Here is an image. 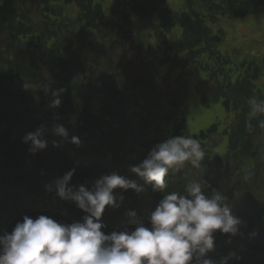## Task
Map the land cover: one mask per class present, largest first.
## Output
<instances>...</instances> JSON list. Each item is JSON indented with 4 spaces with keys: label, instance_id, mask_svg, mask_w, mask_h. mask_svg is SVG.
Returning a JSON list of instances; mask_svg holds the SVG:
<instances>
[{
    "label": "trees",
    "instance_id": "1",
    "mask_svg": "<svg viewBox=\"0 0 264 264\" xmlns=\"http://www.w3.org/2000/svg\"><path fill=\"white\" fill-rule=\"evenodd\" d=\"M93 1L59 0V6L56 0H0V236L23 216L35 219L49 210L60 223L82 220L83 212L46 186L72 169L73 187H90L112 173L129 179V168L155 145L183 135L180 92L194 68L205 77L200 104L221 103L232 118L192 135L206 152L201 172L186 165L165 180L170 189H182L200 176L205 192L222 193L242 221L237 237L214 235V242L220 239L209 258L214 264L230 254L227 264H264V131L245 130L250 99H264L254 84L263 66L255 60L235 66L217 50L220 32L213 34L207 26L220 17L252 14L264 0H181V11L166 8V0H113L108 16ZM69 5L78 10L74 18L64 14ZM36 11L39 23L31 19ZM174 28L180 32L177 39L168 37ZM25 83L64 89L62 104L49 110V98ZM54 123L67 129L68 138L49 131L47 148L30 154L24 135L42 124L50 130ZM73 136L80 139L79 147L69 142ZM223 140L225 153L213 155L210 149ZM114 194L123 201L104 211L106 234L127 225L134 230L126 222L131 210L148 226L147 214L163 198L151 186L141 193L115 189Z\"/></svg>",
    "mask_w": 264,
    "mask_h": 264
},
{
    "label": "clouds",
    "instance_id": "2",
    "mask_svg": "<svg viewBox=\"0 0 264 264\" xmlns=\"http://www.w3.org/2000/svg\"><path fill=\"white\" fill-rule=\"evenodd\" d=\"M34 86L49 98L46 105L49 110L60 107L64 89L24 84L26 89ZM248 107L246 132L264 131V99L253 97ZM70 123L75 125V116ZM49 131L54 136L68 138L62 124L54 123L50 130L42 124L22 138L30 154L47 148L45 137ZM69 142L77 147L81 143L76 136ZM205 157L199 139L185 134L158 143L142 162L129 168L143 185L112 173L100 176L90 187H73L69 185L75 169L68 171L46 187L49 191L54 187L60 200L73 203L83 212L82 220L65 224L46 215L35 219L23 216L10 233L0 236V264H213L205 257L214 249V235L219 232L235 236L242 221L233 215L222 193L205 192L206 185L200 176L182 189H170L165 180L170 172L175 173L186 165L201 172ZM146 185L163 194L145 218L148 226L131 210L126 215L135 225L134 230L106 234L101 222L106 206L115 209L123 201V196L115 195L114 190L141 193ZM230 258L232 254L221 260V264H227Z\"/></svg>",
    "mask_w": 264,
    "mask_h": 264
},
{
    "label": "rangeland",
    "instance_id": "3",
    "mask_svg": "<svg viewBox=\"0 0 264 264\" xmlns=\"http://www.w3.org/2000/svg\"><path fill=\"white\" fill-rule=\"evenodd\" d=\"M104 2H110V0H101ZM168 6L178 11L181 8L180 0H168ZM65 15H76L77 10L73 6H66L64 8ZM35 17V20H40V13L34 12L31 19ZM228 17L221 18L219 22L212 26L213 32L216 33L217 29H223L226 34L223 39L217 44L218 50L225 57H230L236 60V63L245 59H254L256 62H263V68L260 70V77L257 82L258 87L264 92V9L261 14H257L251 17H246L245 20L238 19L233 20ZM180 35L178 29H173L169 33L168 37L177 39ZM241 55V56H240ZM161 69V73H163ZM193 77L185 78L180 95H184L183 110L187 116V124L184 131L185 134L197 135L199 131L205 130L211 123H218L220 126L225 123V120H229L230 115L220 108L219 105H212L209 108H202L199 106L198 94L204 92L202 89L205 79L204 74L193 68ZM171 84H174L175 79L171 78ZM128 145L130 144L131 136L128 135ZM219 138H215L218 142ZM213 148V147H212ZM50 150V149H48ZM216 153H223L219 147H214ZM260 158V157H259ZM252 166L247 168L244 178L247 175ZM194 179V178H193Z\"/></svg>",
    "mask_w": 264,
    "mask_h": 264
}]
</instances>
